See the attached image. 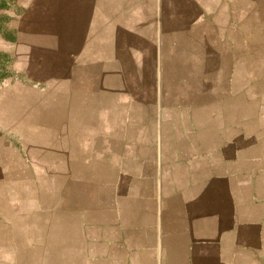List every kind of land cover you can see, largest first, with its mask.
I'll return each instance as SVG.
<instances>
[{
    "label": "crops",
    "instance_id": "crops-1",
    "mask_svg": "<svg viewBox=\"0 0 264 264\" xmlns=\"http://www.w3.org/2000/svg\"><path fill=\"white\" fill-rule=\"evenodd\" d=\"M179 2L135 78L0 86V264H264V0Z\"/></svg>",
    "mask_w": 264,
    "mask_h": 264
},
{
    "label": "rangeland",
    "instance_id": "rangeland-1",
    "mask_svg": "<svg viewBox=\"0 0 264 264\" xmlns=\"http://www.w3.org/2000/svg\"><path fill=\"white\" fill-rule=\"evenodd\" d=\"M158 6L165 15L170 6L182 11L179 0H0V86L12 82L52 97L60 81L115 85L124 79L115 72L122 66L137 77L131 32L141 26L154 34ZM182 28L177 25L179 33ZM117 50L131 56L119 58ZM143 51L153 54L154 48L147 42Z\"/></svg>",
    "mask_w": 264,
    "mask_h": 264
}]
</instances>
